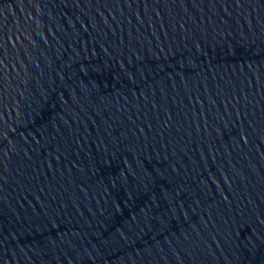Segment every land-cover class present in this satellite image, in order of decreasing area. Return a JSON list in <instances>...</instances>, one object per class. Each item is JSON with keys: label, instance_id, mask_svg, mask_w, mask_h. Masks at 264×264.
Returning <instances> with one entry per match:
<instances>
[{"label": "water", "instance_id": "obj_1", "mask_svg": "<svg viewBox=\"0 0 264 264\" xmlns=\"http://www.w3.org/2000/svg\"><path fill=\"white\" fill-rule=\"evenodd\" d=\"M0 264H264V0H0Z\"/></svg>", "mask_w": 264, "mask_h": 264}]
</instances>
